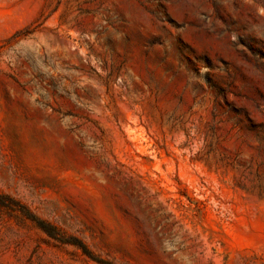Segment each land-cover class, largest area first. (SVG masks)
Here are the masks:
<instances>
[{
  "label": "rangeland",
  "instance_id": "rangeland-1",
  "mask_svg": "<svg viewBox=\"0 0 264 264\" xmlns=\"http://www.w3.org/2000/svg\"><path fill=\"white\" fill-rule=\"evenodd\" d=\"M0 264H264V0H0Z\"/></svg>",
  "mask_w": 264,
  "mask_h": 264
}]
</instances>
